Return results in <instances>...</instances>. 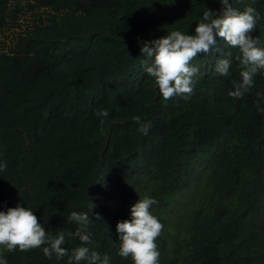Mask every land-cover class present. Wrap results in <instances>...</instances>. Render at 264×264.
<instances>
[{
	"label": "trees",
	"instance_id": "16d2710c",
	"mask_svg": "<svg viewBox=\"0 0 264 264\" xmlns=\"http://www.w3.org/2000/svg\"><path fill=\"white\" fill-rule=\"evenodd\" d=\"M228 6L256 9L251 35L264 47V0ZM226 7L0 0V211L31 209L50 235L64 231L70 254L81 246L72 233L85 227L70 213L91 217V202L86 246L110 264H133L118 255L116 226L140 199L154 198L158 264H264V70L242 98L230 96L241 82L240 53L217 36L191 61L199 68L192 94L164 100L141 53L172 31L193 35L204 11L217 18ZM226 57L222 76L215 67ZM149 122L145 135L139 128ZM0 255L7 264H69L42 247L0 246Z\"/></svg>",
	"mask_w": 264,
	"mask_h": 264
},
{
	"label": "clouds",
	"instance_id": "9594fccd",
	"mask_svg": "<svg viewBox=\"0 0 264 264\" xmlns=\"http://www.w3.org/2000/svg\"><path fill=\"white\" fill-rule=\"evenodd\" d=\"M222 3L227 6L223 15L213 18L216 13L207 9L201 22L196 25L193 35L178 30L172 31L162 38L146 42L141 48L142 55L146 57L143 61L144 70L155 79L164 100L192 94L199 68L192 66L191 61L197 58L198 54L209 53L216 43L217 36L229 47L239 49L240 53L235 59L242 69L241 82H233L235 90L229 92L230 96L242 98L253 87V77L258 71L264 70V47L260 46L258 37L253 38L251 35L258 19L256 9L249 6L240 11L228 6L229 0H222ZM231 64L230 58L221 59L217 62L215 71L227 76ZM99 115L107 118L109 113L103 110ZM133 119L140 123V117ZM150 127V122L141 124L139 130L147 135ZM4 167L6 165L0 166V170ZM157 203L154 198L144 197L131 207L130 220L118 222L116 232L119 235L118 255L121 258L130 257L133 264H158L159 252L155 241L161 234L163 225L151 212V207ZM94 207L90 202L91 217ZM91 217L88 213H70L69 221L85 227L83 230L77 228L72 233L79 238L81 246L69 254V251L62 247L65 244L64 231L50 235L31 209L17 205L6 212L0 211V246L9 252L16 249L26 252L42 247L45 257L51 258L54 254L59 260L69 256V264H81L82 261L87 264H110L107 255L102 256L86 246L93 244L86 227L93 222ZM96 220H100L98 214ZM0 264H7L2 255Z\"/></svg>",
	"mask_w": 264,
	"mask_h": 264
}]
</instances>
